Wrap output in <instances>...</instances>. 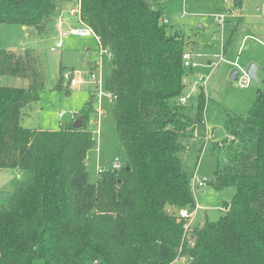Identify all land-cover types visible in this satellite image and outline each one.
Returning <instances> with one entry per match:
<instances>
[{
  "label": "trees",
  "instance_id": "trees-1",
  "mask_svg": "<svg viewBox=\"0 0 264 264\" xmlns=\"http://www.w3.org/2000/svg\"><path fill=\"white\" fill-rule=\"evenodd\" d=\"M57 12L55 0H0V24L40 34ZM80 15L113 54L105 89L128 162L90 181L96 95L80 112L78 129L75 119L57 130L23 126L24 108L44 86L43 62L31 48H0V75L30 82L0 86V169L30 174L0 208V264L38 258L45 264H173L179 258L184 264H264V87L246 116L227 114L231 139L222 146L228 159L215 186L235 187V193L224 214L185 232L177 214L196 206L183 139L205 127L207 100L202 90L195 116L178 102L186 89L188 39L182 30L170 31L163 11L147 0H80Z\"/></svg>",
  "mask_w": 264,
  "mask_h": 264
},
{
  "label": "rangeland",
  "instance_id": "rangeland-1",
  "mask_svg": "<svg viewBox=\"0 0 264 264\" xmlns=\"http://www.w3.org/2000/svg\"><path fill=\"white\" fill-rule=\"evenodd\" d=\"M55 1L58 7L79 8V0ZM147 1L151 7L163 11L170 31H184L188 39L186 49L195 54L197 65L186 67L184 78V95L188 97L184 104L186 112L191 116L197 115L198 96L202 90L207 99L205 127H198L193 136L183 139L188 145L183 154L185 167L207 179V184L200 191L192 182L195 206H200L193 218L192 228L206 220L219 219L225 212V202L230 201L235 193V187L218 189L215 182L218 170L223 169L228 159V152L222 146L231 139L226 129L227 114L246 116L255 101L257 90L264 87V0H241L240 4L236 3L237 0ZM221 14L225 16L224 23L217 20ZM57 18L58 15H55L45 34H40L34 27L24 29L20 24H0V48H31L40 54L43 62L44 86L38 91V99L23 110L21 123L25 127L60 129L64 124L80 118V112L92 101L93 95H98V87L101 88L98 99L95 98L93 102L94 109L100 111V117L98 112L91 113L96 145L89 151L87 159L90 181L96 183L100 168H111L116 158H119L121 166L128 162L115 128L113 103L105 89L112 63L94 35H61L63 29L78 25L75 18H71L62 28ZM59 40L63 42V47L52 51L51 47ZM95 63L99 64L98 67ZM251 63L259 67L256 78L245 76ZM235 69L238 70L237 76L231 78ZM93 71L100 76L98 82L91 76ZM65 73H75L79 83L72 87L68 79L63 78ZM61 77L63 86L58 87ZM29 83L23 77L0 75V86L28 87ZM208 133L211 137L201 150L202 138ZM29 177L27 171L0 169V208L10 205L20 189L26 186ZM168 210L172 211V208ZM184 263V259L179 258L173 264ZM33 264L45 263L38 258Z\"/></svg>",
  "mask_w": 264,
  "mask_h": 264
},
{
  "label": "built area",
  "instance_id": "built-area-1",
  "mask_svg": "<svg viewBox=\"0 0 264 264\" xmlns=\"http://www.w3.org/2000/svg\"><path fill=\"white\" fill-rule=\"evenodd\" d=\"M184 15L185 14H183L181 17L183 18ZM224 17L225 16L223 14L218 15L217 20L221 23L222 22L224 23V21H225ZM71 18H75L77 20L78 25L71 26L70 29H68V30L63 29L61 32L62 36L75 35V36L86 37V36L94 35L99 41V37L97 36V34L93 30V28L90 25H88L82 21L79 8L78 9L72 8V9H68V10H61L59 12L58 18H57V22H58L59 27L62 28L65 25V23L70 21ZM165 22L167 23L168 20H165ZM62 47H63V42L61 40H59L54 46L51 47V50L57 51L58 49H60ZM102 50L104 53H106L109 56L110 59L113 58V54L108 48L102 47ZM194 57H195V54L192 51L186 50L183 53V64H184V66L185 67L196 66L197 62L194 60ZM95 65H96V67H98L99 64L95 63ZM235 66H237V63H235ZM246 74H247V72L245 73V76L248 75V74L247 75ZM91 76L97 82L100 80V76L98 75L97 71H93ZM63 78L68 79V81L70 82L72 87L76 86L79 83V80L76 77L75 73H72V74L71 73H65L63 75ZM98 89H99L98 90V95H99V93L101 92V90H100L101 88L98 87ZM98 95L96 94L97 99L99 97ZM187 99H188V97L186 95L182 94L178 98V102L180 104H186ZM97 112H98V116L100 117V111L98 110ZM96 122H97V120H96ZM94 133H95V129H94ZM210 137H211V134H209V133L206 134V136L204 137V140H205L204 143L208 142ZM118 161H119V158H116V161L114 162V164L112 165L111 168L121 167V165L118 163ZM103 170H104V168H100L99 173H101ZM192 182H194L198 186L197 190H200V188H202L203 186H205L207 184V179L205 177L201 178L197 175V173H194ZM199 208H200V206H196L194 209L182 208L179 210V212L177 214V219H178V222L184 221L185 232H187L191 228L193 218L195 217V215L197 213V209H199ZM92 264H100V262L98 260H95Z\"/></svg>",
  "mask_w": 264,
  "mask_h": 264
},
{
  "label": "water",
  "instance_id": "water-1",
  "mask_svg": "<svg viewBox=\"0 0 264 264\" xmlns=\"http://www.w3.org/2000/svg\"><path fill=\"white\" fill-rule=\"evenodd\" d=\"M257 69H258L257 64L251 63L247 69V74L253 78H256ZM237 73H238L237 69L233 70V72L231 73V78H235L237 76ZM82 122H83V117H80L74 121L73 126L78 129L82 126Z\"/></svg>",
  "mask_w": 264,
  "mask_h": 264
},
{
  "label": "crops",
  "instance_id": "crops-1",
  "mask_svg": "<svg viewBox=\"0 0 264 264\" xmlns=\"http://www.w3.org/2000/svg\"><path fill=\"white\" fill-rule=\"evenodd\" d=\"M72 7H64V6H59L58 7V12L56 13V15H58L59 14V12L61 11V10H68V9H71ZM79 9H80V0H79ZM163 16H164V14H163ZM176 18H179V17H176ZM165 20V19H164ZM166 20H168V19H166ZM68 23V22H67ZM67 23H65V24H67ZM24 27V29H27V27H25V26H23ZM177 30H182V29H177ZM183 31V30H182ZM184 32V31H183ZM11 50H15V49H11ZM111 60V62L110 63H112V59H110ZM88 64H90V62H88ZM112 69H113V65H112ZM112 69H111V71H112ZM111 71H110V73H111ZM258 71H259V67H258V69H257V73H258ZM110 73H109V75H110ZM194 227V226H193Z\"/></svg>",
  "mask_w": 264,
  "mask_h": 264
}]
</instances>
